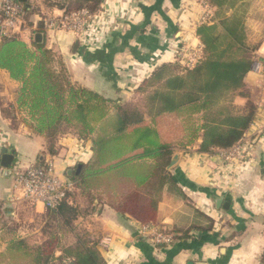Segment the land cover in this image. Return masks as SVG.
Returning <instances> with one entry per match:
<instances>
[{"label": "crops", "instance_id": "crops-1", "mask_svg": "<svg viewBox=\"0 0 264 264\" xmlns=\"http://www.w3.org/2000/svg\"><path fill=\"white\" fill-rule=\"evenodd\" d=\"M29 1L19 3L31 7ZM246 2H251L253 9H264V0ZM103 8L85 39L58 28L46 30L40 15L31 17L20 39L30 44L36 34L42 33V44L63 61L73 84L99 93L114 104L128 102L155 67L175 61L182 41L202 45L191 30L202 13L197 0H104ZM251 22L259 25L254 16ZM256 54L246 77L251 100L258 106L246 133L252 142L247 160L231 161L228 156L233 149L202 154L198 143L186 150L176 148L174 156L178 154L179 160L170 168L174 187L164 189L154 224H141L108 205H98L84 228L99 239L98 249L106 264H264V112L259 107L264 92L260 72L256 71L257 66L264 71V43ZM19 88L20 84L0 68V217L5 216L2 208L11 207L6 216L14 223L18 217L31 214L40 218L47 213L42 205L25 202L15 194L14 167L44 166L52 158L58 173L71 179L73 173L68 172L77 162L88 163L93 158L91 141L63 137L58 146L66 156L62 158L60 152L50 156L45 137L23 122L25 114L16 104ZM235 103L241 106L245 100L236 98ZM175 117L162 116L156 122L165 143L173 144L163 139L170 132L164 123ZM4 150L14 156L11 174L1 166ZM76 200L84 207L85 198L78 196ZM144 227L176 236L170 245H158L144 233ZM9 229L0 226V260H6L7 248L20 239L19 233L9 237ZM19 232L25 234L22 240L30 248L39 247L45 240L40 229L29 227Z\"/></svg>", "mask_w": 264, "mask_h": 264}, {"label": "trees", "instance_id": "trees-1", "mask_svg": "<svg viewBox=\"0 0 264 264\" xmlns=\"http://www.w3.org/2000/svg\"><path fill=\"white\" fill-rule=\"evenodd\" d=\"M55 1L53 7L66 13L88 10L92 15L102 11L104 2ZM206 2L215 12L208 23L196 26L203 46L201 61L191 70L177 57L155 67L136 89L144 95L143 112L129 105L111 107L112 102L99 93L73 84L45 44L33 40L27 44L14 35L1 38L0 68L20 84L18 110L25 114L23 122L45 137L48 154H59V140L70 129L80 142L93 138V158L72 168L74 191L58 211L44 214V242L30 248L24 240L15 239L6 250L10 264H106L97 236L77 224L88 216L83 210L89 208L77 204L78 196L92 204L89 215L98 205H108L141 224H154L164 189L174 187L170 165L179 148L162 141L155 127L158 118L175 114L187 121L189 140L184 147L198 143L202 154L228 151L241 143L258 110L246 77L260 46L248 41L246 0ZM20 5L24 22L31 24L29 17L36 13ZM236 98L245 103L237 105ZM146 117L152 125L145 123ZM169 233L175 239V233L164 232Z\"/></svg>", "mask_w": 264, "mask_h": 264}, {"label": "built area", "instance_id": "built-area-1", "mask_svg": "<svg viewBox=\"0 0 264 264\" xmlns=\"http://www.w3.org/2000/svg\"><path fill=\"white\" fill-rule=\"evenodd\" d=\"M209 7L206 1H203V8ZM92 15L88 10H81L71 15L62 14L57 18V21L51 22L47 20V29H52L57 26L68 35L80 39H85L88 36L91 26L96 22L99 15ZM23 8L18 0H0V35L1 37L18 36L28 29V26L23 20ZM200 23H208L211 18V13L202 12ZM56 20V19H54ZM57 24V25H56ZM197 24V25H198ZM196 25V26H197ZM195 26V28H196ZM186 48L178 49L177 58L188 69H193L201 61L203 57V46H191L187 44ZM186 46V45H185ZM256 71L260 72V86L264 92V71L256 67ZM264 97V96H263ZM259 107L264 112V98L260 102ZM264 133V128L262 129ZM252 148L251 140L245 135L241 143L229 152L228 158L231 161L237 159L244 163ZM75 189V182L65 181L58 173V168L54 159L50 158L44 166H33L25 172L14 176V190L19 198L33 205H42L47 211H58L61 203L70 192ZM144 233H148L155 243L158 245H170L173 241V236L159 232L153 227H144Z\"/></svg>", "mask_w": 264, "mask_h": 264}, {"label": "rangeland", "instance_id": "rangeland-1", "mask_svg": "<svg viewBox=\"0 0 264 264\" xmlns=\"http://www.w3.org/2000/svg\"><path fill=\"white\" fill-rule=\"evenodd\" d=\"M55 1V0H53ZM52 0H30L29 2L31 3V8H33V12L36 13V14H32L29 18L32 19L31 17H34L35 15H41L42 17V20L45 21V23L48 21L51 20V22L53 21H57V18H59L60 15H56V14H53L52 12L54 11H61L62 13H60L61 15L62 14H65V15H71L75 12H72V13H66L64 10H61L57 7H53L52 4H54ZM203 1H206V0H197V3H198V7L200 6L201 7V10L202 12H206V13H211V15L213 14L214 12V8L212 6H210L209 4V7L207 8H203ZM57 2V1H55ZM104 3V2H103ZM102 3V4H103ZM207 3V2H206ZM252 4L251 2H246L245 3V8H246V15H245V23L247 24L248 26V41L249 43L252 45V46H260L264 43V9H259V10H256V9H253L252 8ZM78 12V11H77ZM51 14V15H50ZM59 14V13H58ZM252 14V15H251ZM203 14L200 13V16H202ZM250 16V18H249ZM253 16L255 17L256 21L259 22V25H255L254 23L251 22V19L253 18ZM40 17V18H41ZM56 19V20H54ZM200 21V20H199ZM43 22V21H42ZM201 22V21H200ZM28 24V23H27ZM26 24V25H27ZM57 25V24H56ZM46 27H47V23H46ZM45 27V29L47 30V28ZM54 28H58L57 26H54L52 29ZM59 29V28H58ZM191 30H196V28L194 26H191ZM187 43H184L182 41V43L180 44V47H184L186 48L188 45H186ZM186 45V46H185ZM190 45V44H189ZM191 46L192 43H191ZM187 49V48H186ZM258 52V51H257ZM59 60V58H58ZM62 61V60H61ZM63 62V61H62ZM63 64V63H62ZM64 66V64H63ZM65 67V66H64ZM116 103V102H115ZM119 105L118 103L114 104L112 102V105L111 107H115ZM121 106H124V105H129L131 107H136V108H139L140 111H144V106H145V102H144V95L141 94V93H137L135 92L133 95H132V98L129 99V101L127 102H124L122 104H120ZM164 116H168V115H164ZM176 117L174 118V120H169L168 118L166 119L165 123H164V127H168L170 132L166 133L165 135H163V139L164 140H170L173 142V144L175 145H178L179 144V149H183L182 148V145L184 147V143L185 142H188V137H187V133L185 131V126H186V123L187 121L181 119L180 116L178 115H175ZM145 123L148 124V125H152L151 124V121L148 117H146L145 119ZM157 124V123H156ZM74 132L73 130H68V134L67 136L63 137L64 139H72L76 142V140L74 139L73 137V133ZM62 138V137H61ZM93 138L90 139V141H92ZM182 144V145H180ZM185 148V147H184ZM187 148H185L186 150ZM62 151V150H61ZM60 153L62 154V158H64V156H66L65 152L62 151ZM176 151V150H175ZM179 151H183V150H179ZM27 169H21V168H18V167H14V173H13V177L17 174H21L23 172H25ZM61 177L63 178V180L65 181H73L72 179L68 178L66 175H61ZM74 182V181H73ZM16 194V192H15ZM17 195V194H16ZM83 202H85L84 204V207H82L83 209L88 208V210H83L84 213L88 216H85V219H87L88 221L84 220V218H82L83 220H80L79 219V222H80V225H82V227L80 229L86 231V229L84 228V226H88V222L90 223L91 221V216H89L90 212H91V207H92V204H90V202L88 200H84ZM11 210V207L9 208H2V213H4L5 216H3L1 219H0V226H3V227H7V228H10L8 230V234H9V237L10 235H15V234H20L19 235V238L22 239V236L21 235V232L19 231H24L25 229L27 230L29 227L30 229H34L36 228L37 229H40V231H43V227H44V223H45V220H44V216L43 217H40V218H37V217H31V214H29L28 216H25L24 218H20L18 217V222L14 223L13 220H9V217L6 216V211H9ZM14 211V210H13ZM94 209L92 211V213H94ZM88 213V214H87ZM29 217L32 219L34 218L35 220L32 222V223H29L30 220H29ZM89 218V219H88ZM29 221H28V220ZM85 221V224L83 223ZM27 234V233H26ZM92 234V233H91ZM94 234V233H93ZM92 234V235H93ZM4 239V238H3ZM5 240V239H4ZM72 241V240H71ZM0 264H10L7 259L6 260H0Z\"/></svg>", "mask_w": 264, "mask_h": 264}, {"label": "water", "instance_id": "water-1", "mask_svg": "<svg viewBox=\"0 0 264 264\" xmlns=\"http://www.w3.org/2000/svg\"><path fill=\"white\" fill-rule=\"evenodd\" d=\"M21 3H27L28 0H18ZM43 39H44V35L42 33H38L35 35L34 41L38 44H42L43 43ZM179 160V155H175L172 159L170 168L174 167L177 162ZM14 161V156L12 154H8L7 151H3V155H2V160H1V166L5 169L6 173L11 174V166L13 164ZM73 173L72 170H70L68 172L69 175H71ZM222 200L219 201V203H221Z\"/></svg>", "mask_w": 264, "mask_h": 264}]
</instances>
